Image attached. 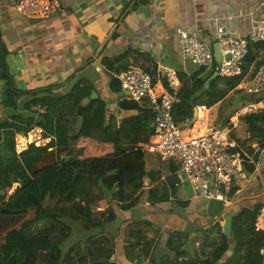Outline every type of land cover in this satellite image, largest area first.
<instances>
[{
    "label": "crops",
    "instance_id": "1",
    "mask_svg": "<svg viewBox=\"0 0 264 264\" xmlns=\"http://www.w3.org/2000/svg\"><path fill=\"white\" fill-rule=\"evenodd\" d=\"M57 2L58 9L50 17L38 19L21 15L16 9L15 0H0V35L8 52L6 61L15 86L21 90L53 86V93L67 95L75 85L80 84L90 91V95L93 94V98L104 101L106 119L111 116L118 125L134 112L117 107L122 93L112 92L109 86L117 72L136 64L148 72L153 81L157 80V70L161 65L173 67L187 77L193 73L187 66L189 62L182 60L177 28L196 33L209 41L213 48L216 43L213 31L217 20L243 36L248 34L255 22L264 20V0ZM261 49L255 53L259 61L264 59ZM107 60L113 63L110 65L106 63ZM2 86L3 81L0 80V142L8 128L2 122H10L9 115L13 113L12 109L1 103ZM235 91H239L238 87ZM252 96L258 99L254 103L263 113L264 90ZM216 104L206 111V120L212 119L210 122L215 124L222 100ZM239 106L240 101L234 108ZM17 109L23 110L18 106ZM212 110L215 111L214 117ZM235 111L229 115L227 123L235 120ZM25 114L29 112L24 111ZM240 119L243 118L234 121L231 129L233 135L230 132V136L245 151L244 168L248 180L234 194L231 203H222V210L210 217L206 209L208 200L194 196L186 184L177 183L171 173V164L161 163L156 155L146 152L145 167L148 160H157V169H153L156 180L144 187L133 209L123 211L114 206L115 219L103 224V232L93 231L94 236L102 235L108 240L106 247L110 252L105 264H160L164 258L170 259L171 264H221L230 256L234 238L231 223L229 228H224L226 217L231 215L232 218L245 208L264 205V143L261 146V138L255 137L247 143V147L243 145L242 142L250 134L247 129H244L245 133L242 130V124L246 123ZM260 125L264 126V123ZM52 137L54 141L55 135ZM255 144L261 149L255 151L252 148ZM79 146L80 143L76 142L70 144L69 149ZM69 149L59 152L56 146L50 148L42 155L36 168L55 161L57 156L69 157ZM22 154L15 156L20 159ZM17 186L19 184L14 182L5 193L1 191V194H5V200ZM153 188L161 200L150 204L147 197ZM96 193L99 195V190ZM14 221L13 217L0 215V230ZM169 235L175 242L172 249L166 247ZM224 240L229 248L221 251ZM105 243L100 241L101 246ZM148 243L152 245L146 250ZM71 255L76 260L79 257L75 252ZM262 260L264 264V257ZM83 262L75 261V264H85Z\"/></svg>",
    "mask_w": 264,
    "mask_h": 264
},
{
    "label": "trees",
    "instance_id": "2",
    "mask_svg": "<svg viewBox=\"0 0 264 264\" xmlns=\"http://www.w3.org/2000/svg\"><path fill=\"white\" fill-rule=\"evenodd\" d=\"M260 48H263L260 44L249 46L243 75L216 76L207 87L205 82L215 72L214 68L205 77L201 76L205 69H197L189 75L188 82L184 74L178 73L181 85L179 100L172 109L173 119L176 122L192 119L196 105L210 108L223 100L245 74L262 62L256 60L255 55ZM7 53L0 35L1 103L13 110L9 115L11 121L2 122L8 128L0 142V215L15 219L12 225L0 230V264H75V261L105 264L110 252L106 247L108 240L93 233L94 230L103 232V224L115 219L112 208L102 211L105 205L109 207L111 202L123 211L133 209L144 187L156 180L155 172L146 170V152L137 146L150 138L153 114L143 104L121 99L117 107L134 114L123 118L118 125L111 116L106 119V105L98 97L90 99L77 113L81 101L90 95L80 84L67 95L53 93V86L18 89L9 72ZM106 63L111 65L113 61ZM109 86L112 92H120L116 77L111 78ZM22 96H26L27 101L23 110L18 111L17 102ZM257 101L253 96L244 95L239 107ZM33 106L45 107V112L37 113ZM24 111L29 114L24 115ZM243 120L250 137H260L263 146L264 126L260 123H264V112L247 115ZM32 125L55 135V140L43 147L30 146L18 159L14 151V133L27 131ZM76 142L80 146L69 149V145ZM54 146L59 152L69 149V157L57 156L55 161L36 168L42 155ZM171 166L174 175L176 167ZM14 182L19 186L5 200L1 191L5 193ZM163 194L165 196L167 190ZM147 199L150 204L161 200L154 188L149 190ZM46 200L55 207L45 204ZM260 208L255 205L232 216L234 243L230 256L221 264H263L259 250L264 247V232L254 227ZM95 209L102 211L101 214H95ZM56 235L60 239L55 238ZM100 241L106 243L101 246ZM151 245L146 244V250ZM166 247H175L172 235L167 238ZM228 248L224 240L221 251ZM72 252L80 258L76 260ZM160 264H171L170 259L164 258Z\"/></svg>",
    "mask_w": 264,
    "mask_h": 264
},
{
    "label": "built area",
    "instance_id": "3",
    "mask_svg": "<svg viewBox=\"0 0 264 264\" xmlns=\"http://www.w3.org/2000/svg\"><path fill=\"white\" fill-rule=\"evenodd\" d=\"M18 12L26 17L46 19L57 9V0H15ZM216 19V18H215ZM182 60L191 62L197 69L212 70L221 78L243 75L245 58L249 46L260 44L264 52V20L255 22L246 36L229 29L223 21H216L213 39L217 43L221 61L216 65L211 43L196 33L177 28ZM258 66L245 74L238 89L252 96L264 90V59ZM157 80L139 65H129L116 75L121 99L133 100L145 105L153 118L150 122L152 134L147 142L139 143L145 152L158 157L161 163L168 162L176 167L174 173L177 183H184L192 194L204 200L215 199L223 204L231 203L236 192L248 180L244 163L245 151L240 148L230 132L234 121L247 115L260 113L254 102L239 107L230 120L220 127L206 120L208 108L199 104L194 107L192 119L176 122L172 116L173 106L178 102L180 80L173 67L161 65L157 70ZM236 87V88H237ZM37 113H44L45 107L33 106ZM51 134L32 125L27 131H19L14 136V151L20 154L30 146L43 147L50 144ZM255 151L260 146H252ZM244 155V156H243ZM254 227L264 232V205L261 206L254 221ZM264 257V247L259 250Z\"/></svg>",
    "mask_w": 264,
    "mask_h": 264
},
{
    "label": "rangeland",
    "instance_id": "4",
    "mask_svg": "<svg viewBox=\"0 0 264 264\" xmlns=\"http://www.w3.org/2000/svg\"><path fill=\"white\" fill-rule=\"evenodd\" d=\"M187 66H188V68L189 69H191L190 70V72H195L196 71V66L194 65V64H192L191 62H189V63H187ZM193 69H195V70H193ZM208 73H209V71H206V72H204L201 76L202 77H205V76H207L208 75ZM185 78H186V80L185 81H187L188 82V80H187V78H189V77H187V76H185ZM223 84L222 83H220L219 84V86L221 87ZM244 95H248V94H246V93H244L243 91H241V90H239V91H233V93L232 94H230V96L229 97H225L223 100H222V104H221V106H220V110L218 111V119H217V121H216V125L217 126H220V127H223V126H225L226 124H227V120H228V118H229V115L232 113V111L234 112L235 110H237L236 109V107L234 108V106H236L237 105V102H239V101H241V98L244 96ZM202 99H204V98H202ZM216 106V108H217V104L215 105ZM212 111H214V110H212ZM211 111V112H212ZM211 112H210V114H211ZM213 113V116H214V113H215V111L214 112H212ZM241 121L243 120V119H240ZM239 120V121H240ZM239 121H238V123H239ZM244 129H247V124L246 125H243L242 124V130L244 131V133H245V130ZM242 131V132H243ZM231 134L233 135V130H232V132H231ZM230 134V135H231ZM241 136V133L239 134V137ZM252 140V137H248V138H246L243 142H242V144L243 145H246V147H247V143L248 142H250ZM245 147V148H246ZM15 154H17L16 152H15ZM146 154V153H145ZM147 170H150V169H157V160H148V162H147ZM95 190V192H97L98 191V188H95L94 189ZM207 202V201H206ZM45 204H47V205H52V208H54L55 207V205H53L52 204V202L51 201H49V200H46L45 201ZM109 207H106V205H105V207H104V210H102V211H105V210H107V209H109V208H112L113 209V211H115L116 210V207H114L115 205H114V203L112 204L111 202H109ZM60 206V204L58 205V207ZM62 210H64V209H62ZM102 211H98V210H94V213L95 214H97V215H99V214H101V212ZM59 234V233H58ZM57 234V235H58ZM55 236V238H58V239H60L59 237L60 236ZM64 241H66V239L64 240Z\"/></svg>",
    "mask_w": 264,
    "mask_h": 264
},
{
    "label": "water",
    "instance_id": "5",
    "mask_svg": "<svg viewBox=\"0 0 264 264\" xmlns=\"http://www.w3.org/2000/svg\"><path fill=\"white\" fill-rule=\"evenodd\" d=\"M213 58H214V62L216 65L220 64L221 61V54L218 48L217 43H214L213 45ZM217 76V73L214 72L212 74V76L210 78L207 79V81L205 82V87H207L209 85V83ZM93 98V94H91L89 97L84 98L81 101V104L79 105V107L77 108V113L79 114L82 110V108L84 107L85 104H87V102ZM27 101L26 97H21L18 101V108L22 109L23 105L25 104V102ZM194 115H195V110H194ZM223 204L221 201L215 200V199H209L207 201V205H206V209H207V214L210 217H214L216 216L221 210H222ZM230 223H231V215L227 216L225 219V227L224 228H229L230 227Z\"/></svg>",
    "mask_w": 264,
    "mask_h": 264
}]
</instances>
